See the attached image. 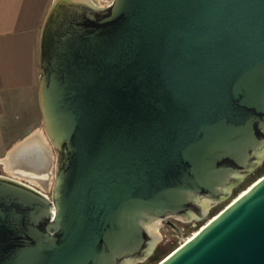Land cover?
Instances as JSON below:
<instances>
[{"label":"water","instance_id":"1","mask_svg":"<svg viewBox=\"0 0 264 264\" xmlns=\"http://www.w3.org/2000/svg\"><path fill=\"white\" fill-rule=\"evenodd\" d=\"M41 28L48 144L8 156L47 178L0 174V264L141 261L264 160V0H52ZM156 264H264V174Z\"/></svg>","mask_w":264,"mask_h":264},{"label":"crops","instance_id":"2","mask_svg":"<svg viewBox=\"0 0 264 264\" xmlns=\"http://www.w3.org/2000/svg\"><path fill=\"white\" fill-rule=\"evenodd\" d=\"M51 1L0 0V174L21 169V150L10 156L8 167L2 162L16 145L27 140L25 146L38 151L48 144L38 101V55Z\"/></svg>","mask_w":264,"mask_h":264},{"label":"rangeland","instance_id":"3","mask_svg":"<svg viewBox=\"0 0 264 264\" xmlns=\"http://www.w3.org/2000/svg\"><path fill=\"white\" fill-rule=\"evenodd\" d=\"M103 1L105 3H109L111 0ZM234 196L236 195L232 196L231 193L230 197L220 202H213L210 207H208L204 215L198 219L193 217L183 219V217L180 216H167L163 219H156V226L152 228V232L155 236V248L152 250L153 252L147 258L141 261H136L133 264H156L159 262L161 258H163L172 249L179 246L184 239L191 235L200 225L205 223L212 215L221 210Z\"/></svg>","mask_w":264,"mask_h":264},{"label":"bare ground","instance_id":"4","mask_svg":"<svg viewBox=\"0 0 264 264\" xmlns=\"http://www.w3.org/2000/svg\"><path fill=\"white\" fill-rule=\"evenodd\" d=\"M10 159H11V157H7V158L2 159L3 164L4 165L6 164L7 167H8L9 166L8 162H9ZM9 172H10L11 175H16L18 177H21V176L27 177L30 180H32L33 182L38 183L40 185H42V182H41L42 180L40 181L38 179H46L47 178L46 174L38 175V174H35V173H32V172L25 171L23 169H17V168L16 169H11ZM47 181H48V184H49L50 180H47ZM195 233H196V230L193 231V233L191 235H194ZM191 235H189L186 239H184V241L187 240Z\"/></svg>","mask_w":264,"mask_h":264},{"label":"trees","instance_id":"5","mask_svg":"<svg viewBox=\"0 0 264 264\" xmlns=\"http://www.w3.org/2000/svg\"><path fill=\"white\" fill-rule=\"evenodd\" d=\"M264 174V161H262L261 165L254 169L251 173L246 175L233 189L232 196L237 195L239 191L246 188L251 182H253L256 178Z\"/></svg>","mask_w":264,"mask_h":264}]
</instances>
